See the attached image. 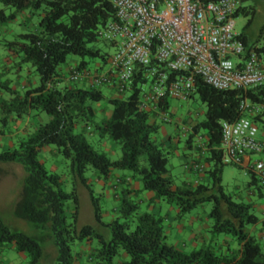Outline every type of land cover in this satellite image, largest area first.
<instances>
[{
  "label": "trees",
  "instance_id": "16d2710c",
  "mask_svg": "<svg viewBox=\"0 0 264 264\" xmlns=\"http://www.w3.org/2000/svg\"><path fill=\"white\" fill-rule=\"evenodd\" d=\"M246 1L251 0H240L233 18L244 14L250 18L249 25L256 6L244 5ZM0 3V29L23 12L30 14V21L38 16L39 24L37 30L18 33L13 40L5 41L12 64L0 66V89L7 94V98L0 95V132L9 126L12 117H49L17 141L14 148L0 151V162L18 163L26 173L14 210L15 220L4 218L0 212V251L11 248L24 253L28 264H77L84 254H88L89 264H264L262 243L247 231L260 219L257 203L264 198V184L251 169L249 186L256 190L255 199L227 192L223 184L227 163L223 161L221 125L222 121L232 122L244 116L256 124L264 123V86L219 90L200 77L195 79V94L207 109L205 118L193 125L186 142L187 147H192L199 137L195 146L202 162L209 164L205 170L209 181L197 179L196 183L184 181L178 185L169 167L171 151L166 149L165 141L155 137L159 129L156 115L139 107L142 78L138 74L128 95L113 93L107 97L113 105L112 115L100 120L94 105L106 99L104 87L72 85L66 80L62 66L71 55L82 58L74 65L78 69L92 73L102 70L89 69L85 57L102 56L97 46L101 40L98 30L116 19L113 0ZM240 36L248 49H255L264 66V42L260 38L250 42L245 30ZM103 58L106 60V56ZM23 69L38 77L37 86L18 89L11 85L10 75ZM244 99L260 105L261 110L243 111L240 103ZM162 106L168 109L169 100ZM95 131L99 139L120 145V158L113 160L94 147L88 135ZM202 131L204 136H200ZM48 145L56 146L69 166L73 184L70 192L65 188L64 176L50 171L39 158ZM89 170L106 179L116 171H129L140 184L135 189L126 186L121 190L119 213L112 220L103 217L99 196L88 183ZM80 185L89 190L94 223L79 224ZM144 190L154 193L150 204L165 201L175 205L181 218L210 202L211 242L190 252L169 243L165 218L151 211L141 212L138 196ZM221 235L234 239L241 246L240 253H220L215 242ZM86 242L93 245L90 253L81 249Z\"/></svg>",
  "mask_w": 264,
  "mask_h": 264
},
{
  "label": "built area",
  "instance_id": "2783aa9c",
  "mask_svg": "<svg viewBox=\"0 0 264 264\" xmlns=\"http://www.w3.org/2000/svg\"><path fill=\"white\" fill-rule=\"evenodd\" d=\"M116 19L98 30L114 43L106 69L92 73L72 66L70 84L106 87L125 95L137 74L142 78L141 110L172 121L163 104L170 98L189 100L200 77L219 90L264 86V66L255 49L231 27L240 0H113ZM261 106L247 99L240 109L258 113ZM223 161L242 165L245 155L264 152L259 127L244 116L222 121ZM193 126H185L191 131ZM252 169L264 184V160ZM203 171V167L199 169Z\"/></svg>",
  "mask_w": 264,
  "mask_h": 264
},
{
  "label": "crops",
  "instance_id": "0c3cea01",
  "mask_svg": "<svg viewBox=\"0 0 264 264\" xmlns=\"http://www.w3.org/2000/svg\"><path fill=\"white\" fill-rule=\"evenodd\" d=\"M30 19V14L28 12H23L18 15V17L12 21L10 24L15 25H7L0 29V33L2 36V39H0V66L4 65H10L12 64V58L10 56L11 51L6 47L5 41H10L8 39L11 36H15V28L20 20H22L20 25H24L25 29L28 30H37L39 28L38 22L35 21L33 23ZM72 63L67 64V66L63 69L65 72V75L68 76L69 70L72 66H74ZM73 64V65H72ZM12 77L11 85L14 88L18 89H25L30 86H37L39 83L38 77L31 76L29 72L26 69L21 70L20 72H14L10 75ZM0 95H2V91L0 89ZM110 105H112L108 100L102 104H97L95 107V113L97 116V119L102 118H109L112 115L113 111V105L112 108H110ZM49 118L47 115L41 114L39 116H33L32 114H29L24 117H12L9 126L4 129L3 132H0V147L1 149L8 150L15 147V144L17 141L21 140L22 138L26 137L29 133L33 132L41 122L44 121V119ZM13 129H11L12 127ZM1 127V123H0ZM164 143L165 147L169 148L172 146H175L178 144L179 139L173 138L171 133L168 131H164ZM92 136H96L97 138V131L94 133H91ZM262 137L264 134H261ZM95 138V140H97ZM98 141V140H97ZM196 145V144H195ZM193 144L192 147H186L189 149L188 152H178V148L175 146L172 151L173 156H177L178 160H172V163L170 164L172 167H175L177 164L182 167L183 175L182 178L178 180L177 184L181 185L185 181L186 183H196V180H204L209 181V176L205 172L206 168L209 167V164L202 162V156L198 153L196 146ZM103 147L105 151H112L119 153L121 152L120 147H118V144L113 142L112 140H105L103 142ZM57 149H55L54 145H48L45 146L39 156L41 161L45 163V160H47L49 154H56ZM191 150H194L195 153L193 154ZM257 160H263L260 156H256V154H248L244 156L243 164L242 165H234L239 168H241L245 175L249 177L250 181V175L249 171H251L254 163ZM5 163L0 162V187L2 184L3 179H9L8 176H5L2 174V168L9 167L10 165L13 167L21 168V166L17 165V163L9 162L6 164H9L7 166L3 165ZM59 164L55 163V165L52 166V169H49L52 172H56ZM46 166V165H45ZM203 167V171H200L199 169ZM5 176V177H4ZM88 183H90L91 186L94 187V183H98L100 185L101 189L100 192L102 194L108 193L111 195L113 200V212L112 214L109 213V210L103 209V217L106 220H112L116 215L119 213V205H120V193L121 190L129 186L131 189H135L140 187V184L135 181L132 177V173L127 171H116L113 176L106 179L105 177L100 176L97 172H92V177L88 176ZM249 181L244 184V187L241 186H235L233 194H240L241 190L243 188H246V199L247 200H253L255 199V193L256 190L249 186ZM83 192L85 193L86 197L89 199V190L83 186ZM17 200V202L20 199ZM154 196V193L152 191H143L139 194L138 200L140 202L141 208L144 206L148 210L151 211L157 215H161L165 218L166 223V233H167V241L170 243L172 242L173 245H175L177 248L190 252L193 249L200 248L201 246H204L211 242L210 240V234L208 233L209 229V206L205 205L203 206V211H200V208H197L190 212L189 214L185 215L183 218L178 216V208L175 205L169 204L168 202H160L156 204H150V199ZM80 197V193H79ZM16 202V203H17ZM73 206V204H72ZM12 209V208H11ZM1 211H5V209H0ZM93 210V209H92ZM80 211V208H79ZM257 212L259 215V221L256 224H253L248 227L247 231L250 235L255 236L259 241L262 243L264 248V198L257 203ZM93 219L94 218V213ZM69 217L71 214H68ZM80 217V212L78 214V221ZM94 223V221L92 222ZM80 225L87 224L82 223L79 221ZM175 238H177V242L175 243V240L172 239L170 241L169 235H171ZM217 248L220 253H229V254H239L241 246L232 239L229 235H221L216 242ZM81 249H83L84 252L90 253L93 249L92 243L86 242L84 245L81 246ZM18 255L19 257H16ZM27 255L24 253H15L13 249H4L0 251V264H28L27 262ZM77 264H89L88 261V254H84L79 257L77 260Z\"/></svg>",
  "mask_w": 264,
  "mask_h": 264
},
{
  "label": "rangeland",
  "instance_id": "374dc122",
  "mask_svg": "<svg viewBox=\"0 0 264 264\" xmlns=\"http://www.w3.org/2000/svg\"><path fill=\"white\" fill-rule=\"evenodd\" d=\"M250 4L251 5L254 4L256 6V12L250 24L248 25L250 18L245 16L244 14H240L238 17L234 18L231 21V27L238 33H241L245 30L248 34V38L250 42H255L259 38L261 39V42H264V0H257V1L251 0V1L244 2V5H250ZM1 7H2V4L0 3V8ZM21 21L22 20H20L19 22ZM31 21L33 23H35V21L38 22V16L34 17ZM19 22L16 26H14L15 34L29 31L28 29L24 28V25L23 26L22 24L20 25ZM10 25L13 26L15 24L12 23ZM15 36H11L8 39L11 38L10 40H13ZM0 39H2L1 33H0ZM100 39L101 40L98 42L97 46L101 49L102 56L94 58V59L89 56L85 57V61L87 62V67L91 70L106 69L109 65L108 60L115 51V47L112 44H110L109 42H107L106 40L102 38ZM105 56H106L107 61L103 58ZM81 60H82L81 57L76 56V55H71L69 57L68 62L64 64L62 67L64 69L67 66V64L72 63V61L74 62L73 64L76 65ZM103 92L106 95V99L101 101L99 104L106 102L107 97L111 95V93L105 87L103 88ZM128 94L129 93L125 94V96ZM2 96L7 98L6 93L5 94L3 93ZM97 104L98 103H96L94 106L96 107ZM110 108H112V105H110ZM206 109H207L206 104L201 101V99L198 97L197 94H194L193 97H191L189 100L170 98L168 111L171 114L173 120L169 122H165L164 120H162L160 117L156 115L155 120L157 124L159 125V129L155 137H157L161 141H164L165 139L164 131H168L169 133H171L172 139L175 137L179 139L178 144L175 145L178 148V152H181V153L188 152L189 149L186 148L187 147L186 141H187L190 131H187L185 129V126L187 125L191 127L197 122L202 121L205 118ZM48 120L49 118L44 119L43 122H46ZM257 124L259 126V129L261 130V134H264V123L257 122ZM11 129H13V127ZM202 135H203V131L201 132L200 136ZM88 138L98 151L106 152L109 155V157H111L113 160L121 157L122 149L119 144H118V147H120L121 152L114 153L112 151H105L103 147V142L105 140L99 139L98 135H97V138L96 136L88 135ZM95 138L98 141L95 140ZM199 141H200L199 137H196L194 145L198 144ZM175 146H172L166 149L171 151V159H170L169 167L172 171V174L175 176V178L179 180L182 178V175H183L182 167L178 164L175 167H172L170 165L174 157L173 156L174 151L172 150ZM54 147L55 149H57L56 146ZM0 151H3L1 147H0ZM56 151H57L56 154L48 155L47 160H45V163H46L45 165L48 169H52V166L55 165V163L59 164L55 171L64 176V179L66 180L65 188L67 191L70 192L73 189V184L71 181L72 178L70 174L68 173L69 166L66 163L65 159L63 158V156L58 152V150ZM191 152L193 154L195 153L194 150H191ZM256 156H260L264 160V153L256 154ZM174 160H178L177 156L174 157ZM2 163H5V162H2ZM3 165L7 166L9 164L5 163ZM17 165L22 167V165L18 163ZM2 174H4L5 176H8L9 179H6V180L3 179L1 187H0V209H3V210L5 209V211L0 210V212L4 218L15 220L14 210L16 207V202L19 198V194L21 193L22 188H23V181L26 176V173L23 167L21 169V168L13 167L10 165L9 167L3 166ZM87 175L92 177V171L89 170ZM247 181H249V177L245 175L244 171L241 168L231 165V164H227L224 167L223 184L226 186L227 192L233 193L235 186L244 187V184L247 183ZM93 188H94L95 194L99 196V201L102 205V208L105 210L106 209L109 210V213L112 214L115 207L113 208V200H112L111 195H109L108 193L102 194V192H100L101 187L100 185H98V183L96 184L94 183ZM77 189H78V192L80 193L79 221L82 223H92L94 219H93V214H92L93 206H92L90 195L88 199V197H86L85 193L83 192V186L81 185L78 186ZM245 191H246V188H243L240 192V194L243 195L244 197L246 195ZM205 205L209 206L208 209L210 212L212 208V204L209 202V203L204 204L203 206ZM203 206L198 207L200 208L201 212L203 211V208H202ZM147 210L148 209L144 206L141 208V212H144ZM174 235L175 234H173L172 236L171 234L169 235V237L171 239L170 241H172L173 239L175 240V243H176L177 238H175ZM170 243L173 244L172 242ZM14 252L18 254V252H16L15 250ZM16 257H19V256L16 255ZM27 262H28V259H27Z\"/></svg>",
  "mask_w": 264,
  "mask_h": 264
}]
</instances>
